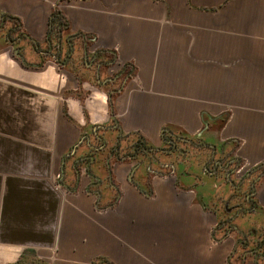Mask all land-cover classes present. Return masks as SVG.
<instances>
[{"label":"crops","instance_id":"crops-1","mask_svg":"<svg viewBox=\"0 0 264 264\" xmlns=\"http://www.w3.org/2000/svg\"><path fill=\"white\" fill-rule=\"evenodd\" d=\"M226 1L169 0L166 22L163 0H0V264L26 250L53 264L258 262L236 247L256 211L237 232L218 223L230 163L264 162V0ZM133 133L189 138L223 172L176 162L147 183L171 165L160 153L136 172L146 196L128 180L135 160L96 149ZM256 190L264 213V178Z\"/></svg>","mask_w":264,"mask_h":264},{"label":"rangeland","instance_id":"rangeland-1","mask_svg":"<svg viewBox=\"0 0 264 264\" xmlns=\"http://www.w3.org/2000/svg\"><path fill=\"white\" fill-rule=\"evenodd\" d=\"M162 1V0H161ZM231 1H235V0H227L225 2V4H227L229 2V4L231 5ZM164 4H165V13H164V17L163 20L164 21H172L173 18V10H172V6L169 2V0H163ZM216 6H218L217 4H215ZM216 9V8H215ZM216 14V13H215ZM225 112V121L229 120L232 113H234V109L231 105H227L226 109H224ZM136 141L135 137H123V139L120 141V146L121 149L129 151L130 153H133V142ZM244 143H242L243 145ZM99 145V144H97ZM153 146V144H151ZM112 145H110L108 148L112 149ZM173 147V145L170 142H166L164 144L161 145V147L159 146V150L160 149H164V150H170V148ZM177 150H184L182 151L183 153L185 152V155H180L178 152L175 153H168V152H164L163 158H165V161L169 162L170 165V169L172 170H176L177 169V163H183V164H189L191 163L190 160H192V162L199 164V168L201 169V172H203V170L205 168H209L210 170L215 166L214 162H215V158L213 159L212 163H209L208 165H206L207 162L210 161V157H201V153L204 152L206 153V151L204 149H196V147L192 144H185V143H178L177 145ZM162 155L159 153H152L151 155L144 156V158H146V161L148 163V165H150L152 163V161H160L159 158L162 157ZM236 157L235 158V162L234 163H230L231 166L237 167L235 165L241 166L239 169L238 167L235 169L234 172H232L231 174H229V178L227 177L226 174H223V180L221 177L222 183H226L229 182V180L231 181V184L234 185V187L236 188V191L239 196L237 197H232L230 198V195H228L227 197H219V200L221 201V206H220V210H221V216L219 217V223L218 225H221V223L224 220H229V223L231 225H233L232 227L226 228L232 230V228L234 226H236V220L237 223H239L238 217L241 218V216L246 215L247 217H250V214H254L253 211L255 212V215L257 216L254 219H251V221L249 222V227H246V231L245 233L240 232L238 237L244 238L243 236L246 235L245 239H246V243L248 245V248L251 247V249H249L250 251L252 250V248L257 247V243H260L258 245H260V247L256 250L259 251L260 253L259 255H255L254 256L256 258H258V262H256V264H264V213L260 212L258 209L255 208V206L249 202L247 200V198H251V200H253L255 198V194H251L253 193V190L257 189V187H259V184L262 182V179L264 178V162H262L261 164H254L252 163L250 160H248L247 158H242V157ZM240 159V160H239ZM115 159L112 157L110 158V162H114ZM87 162V159L84 160L83 164ZM161 165V164H160ZM261 165V167H259ZM263 167V168H262ZM174 168V169H173ZM204 168V169H203ZM159 170H161L159 172V170L157 172H159V174H162L161 172H163L164 174H167L166 172H164L163 168H157ZM208 169V170H209ZM208 170L206 171V169L204 170L205 173H210L208 172ZM156 171V170H154ZM166 171H168V168H166ZM177 172V170H176ZM263 172V174L259 177V175ZM111 181L113 182L114 178L113 176L110 175ZM113 178V179H112ZM261 178V179H260ZM229 179V180H228ZM256 179V185L254 183V180ZM60 181V180H59ZM61 181H64L63 179ZM200 181V180H199ZM115 182V180H114ZM238 182V186L236 185V183ZM254 183V184H253ZM59 184V182L57 181V185ZM254 186H253V185ZM60 185V184H59ZM62 186V185H61ZM64 188V186H62ZM254 188V189H253ZM235 190V189H234ZM257 193V190H255ZM234 192V191H233ZM144 194V193H143ZM146 195V194H145ZM249 195V196H247ZM147 196V195H146ZM237 200V201H236ZM107 201V200H106ZM106 201H104L102 203L101 206H106ZM111 202H113L114 200H110ZM110 201H108V204L110 203ZM252 216V215H251ZM223 228V230H225ZM263 245V248H262ZM237 247V251L240 253L244 252V250H247V246L245 245V247H243V245H241L239 242H237L236 244ZM247 248V249H244ZM25 259L26 262H28V264H39L40 260H45L44 258H42L39 253L33 251V250H26L23 254H22ZM21 255V256H22ZM252 258V257H250ZM249 258V259H250ZM255 258V260H256ZM46 261V260H45Z\"/></svg>","mask_w":264,"mask_h":264},{"label":"flooded vegetation","instance_id":"flooded-vegetation-1","mask_svg":"<svg viewBox=\"0 0 264 264\" xmlns=\"http://www.w3.org/2000/svg\"><path fill=\"white\" fill-rule=\"evenodd\" d=\"M60 46V45H59ZM17 51V53H19V54H21V52L19 51V49L18 50H16ZM74 51V46H73V44H71L70 45V52H73ZM16 53V54H17ZM22 55V54H21ZM127 137H135L136 138V141H134L133 142V145H132V147H133V153H130L129 151H126V150H123V149H121V146H120V141L123 139V136H118V139L114 142V144L112 145L113 147H112V149H108V147H107V144H108V141L106 140V138L104 137V136H99V145H97L98 147H96V149H97V151H99V153L100 154H102L101 155V157H102V160H104V161H106V164H107V162H110V156L111 157H113L116 161H119V162H129V161H133V160H135V162L133 163V165H132V168H131V171L129 172V176H128V180L129 181H131L133 184H135L137 187H139V189L141 190V192H143V193H145V194H147V193H151L149 190H145V189H141V185H140V183H139V181H137V179H135V176H136V172H137V170H139L141 167H143V166H147L148 165V163H147V161H146V158H144V156H147L148 157V155H151L152 153L154 154V153H166V152H168V153H175V152H178L179 153V150H177V145H178V143L181 141V140H183L184 139V137L183 136H180V137H176L175 139L172 137L170 140L168 139V137H166L165 136V141H167V142H170L172 145H173V147H171L170 148V150H164V149H160L159 150V147H155V146H152L151 144H149V143H147L144 139H142L139 135H138V133H133V134H131V135H128V136H126V138ZM169 141H168V140ZM184 140H188L189 141V138H185ZM186 144H191V143H189V142H185ZM193 143H195V142H193ZM200 146V149L201 148H204L203 146H201V145H199ZM107 149H108V151H107ZM183 150H180V152H182ZM240 158V157H239ZM214 159V158H213ZM240 160V159H239ZM236 160L234 159L231 163H234ZM213 162V160H212V158L210 157V161L209 162H207L206 164L208 165L209 163H212ZM153 163H159V161H157V162H155V161H152V163L150 164V165H152ZM216 160H215V162H214V169H216L215 171H214V174H217L219 171H221V172H223V169H218V168H222V167H225V165L223 166V162L220 160L219 161V163H216ZM239 165V164H238ZM238 165H235V166H237L238 167V169L241 167V166H238ZM170 166H167L166 168H168V171H166V173L168 174V176H170V177H172V176H175V174H176V170L174 171V170H172V169H170L169 168ZM237 167H234L233 166V168H234V171H235V169L237 168ZM108 169L111 171V164H108ZM174 169V168H173ZM206 169V171L209 169H207V168H205ZM154 170H156V171H154ZM159 169H154V168H152V167H150L149 166V168L148 169H146V171H147V173H148V175H146L145 176V178L147 179V183H148V180H149V177H150V175L152 176V175H155V174H159V172L161 171V170H159V172H157ZM212 170V169H211ZM210 169L208 170V172H210L209 174H212V171H211ZM219 170V171H218ZM162 174H159V175H163V176H165V175H167V174H164L163 172H161ZM232 173V172H231ZM230 173V174H231ZM225 174V173H224ZM112 176V175H111ZM259 177H260V175H259ZM113 179V178H112ZM107 180H108V184H107V186H110V188H112L113 189V195H112V198L110 199V200H114L113 202H112V204H115L114 202H116L117 200H118V198L120 197V195H121V191H120V189H119V186L114 182V180H113V182L111 181V178H110V175H109V177L107 178ZM256 182V179L254 180V183ZM253 183V184H254ZM252 184V185H253ZM236 185L238 186L239 184H238V182L236 183ZM255 185H256V183H255ZM254 186V185H253ZM254 189V188H253ZM256 190V189H255ZM255 190H253V193H251V194H254L255 193ZM147 191H149V192H147ZM236 191V188H235V190H234V192H232V194L230 195V198H232V197H238L239 196V194L237 193V192H235ZM104 193V192H103ZM247 196H249V195H247ZM247 200L249 201V202H251L253 205H254V199L253 200H251V198H250V200H249V198H247ZM237 201V200H236ZM111 202V201H110ZM228 219H230V218H228ZM224 220L221 224H224V225H227L226 226V228H229V227H232L233 225H231L230 223H229V220ZM228 231V233H230V232H232V231H235V232H237V225L236 226H234L233 228H232V230H230V229H225V232H227ZM244 238H241V237H239L238 239H240L238 242L241 244V245H243V246H245V245H247V243H246V239H245V237H246V235L245 236H243ZM258 244H260V243H257V247H254V248H252V253H254L255 255H259V254H261L260 253V250L259 251H257L256 250V248L258 249L259 247H260V245H258ZM247 248H248V245H247ZM262 248H263V245H262ZM247 256H248V254H247Z\"/></svg>","mask_w":264,"mask_h":264},{"label":"trees","instance_id":"trees-1","mask_svg":"<svg viewBox=\"0 0 264 264\" xmlns=\"http://www.w3.org/2000/svg\"><path fill=\"white\" fill-rule=\"evenodd\" d=\"M9 264H28V262H26L25 257L22 255L20 258H18V260ZM39 264H53V263L47 262L45 260H40ZM90 264H115V263L107 257L97 256L92 259Z\"/></svg>","mask_w":264,"mask_h":264},{"label":"water","instance_id":"water-1","mask_svg":"<svg viewBox=\"0 0 264 264\" xmlns=\"http://www.w3.org/2000/svg\"><path fill=\"white\" fill-rule=\"evenodd\" d=\"M16 53H17V51H16ZM17 55H19L23 59V61H25L24 57L21 54L17 53Z\"/></svg>","mask_w":264,"mask_h":264}]
</instances>
